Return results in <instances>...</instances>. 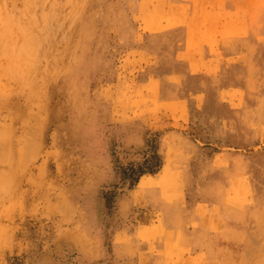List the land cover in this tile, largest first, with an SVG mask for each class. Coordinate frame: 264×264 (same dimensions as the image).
<instances>
[{
  "label": "rangeland",
  "instance_id": "1",
  "mask_svg": "<svg viewBox=\"0 0 264 264\" xmlns=\"http://www.w3.org/2000/svg\"><path fill=\"white\" fill-rule=\"evenodd\" d=\"M0 264H264V0H0Z\"/></svg>",
  "mask_w": 264,
  "mask_h": 264
},
{
  "label": "trees",
  "instance_id": "2",
  "mask_svg": "<svg viewBox=\"0 0 264 264\" xmlns=\"http://www.w3.org/2000/svg\"><path fill=\"white\" fill-rule=\"evenodd\" d=\"M154 155H150L145 159V161L136 166L130 165L126 168H121V177L122 180H128L130 182V186L136 183L140 176L143 174L152 171L151 165L153 164Z\"/></svg>",
  "mask_w": 264,
  "mask_h": 264
}]
</instances>
